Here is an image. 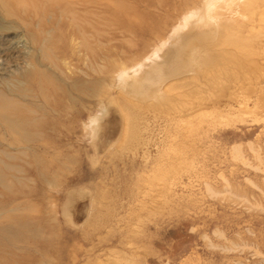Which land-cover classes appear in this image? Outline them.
I'll use <instances>...</instances> for the list:
<instances>
[{
  "label": "rangeland",
  "instance_id": "1",
  "mask_svg": "<svg viewBox=\"0 0 264 264\" xmlns=\"http://www.w3.org/2000/svg\"><path fill=\"white\" fill-rule=\"evenodd\" d=\"M202 1L0 0V264H264V24L214 55L241 76L120 107Z\"/></svg>",
  "mask_w": 264,
  "mask_h": 264
},
{
  "label": "bare ground",
  "instance_id": "2",
  "mask_svg": "<svg viewBox=\"0 0 264 264\" xmlns=\"http://www.w3.org/2000/svg\"><path fill=\"white\" fill-rule=\"evenodd\" d=\"M202 2H203L202 3L203 5H202L201 9L196 8V9H193L186 14L185 19L183 21V25L176 28L175 34L173 35V38H172V43L165 45L164 48H161L159 50V52L156 51L157 53L155 52L152 55H150L149 58L144 63L140 64L138 67H135L132 69L127 68V69H123V71H121V73L119 74V79H120V84H121V93H123V96L127 99L125 103L120 104L121 110H125V112L129 113L131 108H136V107L137 108H139V107H150L151 108L154 105H156L157 101L158 102L161 101L159 103L160 106H162L164 108L166 107L168 109V107L172 106V104L177 101L175 98L181 94L180 92H181V89H183V88H185V91H186V89H188V91L195 89L194 92L197 90L200 91V89L203 86L205 88L206 81H208L210 79V77H214V76L217 77V75H219V76L220 75H231V76L232 75H240V76L242 75L241 74L243 72V71L241 72L242 67L240 68V66H242V65L236 67L227 61L228 63L223 64V66L222 65L219 66V65H217V61L215 63L214 55H218L219 58H221V57H223V58L228 57L229 58L230 56H231L230 58H232L233 57L232 55H234V57L237 59L236 56H238L243 51L240 49H235V50L232 49L231 50L230 46L231 45H239V44L241 45L243 40H246V39H243L244 38L243 32L249 31V32L253 33V31L256 30L258 27V26L256 27V24H260V26L262 23L264 24V0H262V1H259V0H203ZM261 3H262V5H260ZM224 11L227 13L229 12L228 14L232 13L231 15H233L232 17H234V19L232 21L227 20L226 17L223 16ZM258 13L260 15H259V17H256V15H258ZM234 52L239 53V54L235 55ZM240 55H242V54H240ZM215 58H217V57H215ZM232 59L234 61V58H232ZM242 59H244V57ZM220 61H222V60H220ZM243 74H244V72H243ZM232 77H234V76H232ZM244 77L245 76H243L242 78H244ZM245 78H247V77H245ZM219 79H220V77H219ZM233 79L232 78L230 79V80H232V83H233ZM248 79H249V77L247 78V80ZM247 80H244V81H247ZM241 81H239V76L235 77V87H234L235 89L232 91L231 96L237 95L239 93V92L237 93V91L240 87L239 83ZM248 81H251V79ZM215 84H217V82ZM243 84H245V82ZM248 84H249V82H248ZM248 84H247V86H249ZM217 85L221 89V86H220L221 83H220V85L219 84H217ZM222 85H225V84L222 83ZM252 87L253 86H250V88H252ZM213 89H211V90H213ZM241 89H242V87H241ZM260 89L262 90V88H259V90ZM215 90H213V91L215 92ZM243 90H244V88H243ZM245 90H247V89L245 88ZM242 92L240 91V93H242ZM246 92H245V95H246ZM251 92H252V90H251ZM207 93H209V92H205V94H207ZM220 93H222V92H220ZM254 93H255V91H254ZM200 94L202 95V93H200ZM200 94H199V96H200ZM210 94H211V92H210ZM213 95H214V93H213ZM228 95H230V94H228ZM242 95H244V94H242ZM252 95H253V93H252ZM203 96H205L204 93H203ZM246 96L248 97V94ZM261 96H262V92L260 94H258V97L256 98L253 106H250L246 102H244V103L241 102L240 104L244 105V108L248 109L249 111L253 110L254 108L257 109L260 107L261 102H262ZM181 97L183 98L182 94H181L180 98ZM215 97H217V96H215ZM219 97H217V98H219ZM238 97L241 98V95ZM177 98L180 99L179 97H177ZM186 98H188V97H186ZM201 98H203V97H201ZM232 98H233V96H232ZM233 99H235V98H233ZM235 100H237V99H235ZM249 100H251V98ZM232 101H234V100H232ZM178 102H181V101H178ZM182 102L184 103V101H182ZM205 102H206V100H205ZM226 102H229V101H226ZM176 103H174V104H176ZM190 103H192V102H190ZM177 104H179V103H177ZM181 105H182V103H181ZM186 105L187 104L185 103V105H183V106H186ZM199 105H201V104H199ZM236 105H238V104H236ZM203 106H201V107H203ZM213 107H215V106H213ZM199 108H200V106H199ZM210 108L212 109V107H210ZM215 108H217V107H215ZM239 108H240V105H239ZM154 109H155V107H154ZM217 109H216V111H217ZM200 110L201 109H199V111ZM206 110H208V109H206ZM233 110H234V108H233ZM191 111H190V113H191ZM224 111L225 110H223L222 113H224ZM231 111H232V109H231ZM181 113H180V115H181ZM183 113L185 114V112H183ZM200 114H202V113H200ZM217 114H218V112H217ZM224 114H226V112ZM230 114H231V112L229 113V115L226 114L225 117H227V116L230 117ZM172 115H173V113H172ZM209 115H211V114H209ZM170 116H171V114H170ZM170 116H167V117L170 118ZM177 116H178V113H177ZM185 116H187V115H185ZM194 116H196V115H194ZM189 117H190V115H189ZM225 117H223V118L225 119ZM171 118H172V116H171ZM181 118H183V117H181ZM219 118H220V114H219ZM178 119H179V116H178ZM195 119H198V118H195ZM97 120L98 119L95 118L93 121H97ZM175 120L178 121L177 119H175ZM180 120L182 121L184 119H180ZM180 120L178 121V123H181ZM185 120H187V119H185ZM193 121H195V120H192L191 122H193ZM172 123H173V121H172ZM182 125H183V122H182ZM129 133L134 134L135 129L131 127V122H129V120L125 114L124 126H123L122 132L120 134V138L117 141V143L125 140L130 135ZM123 143H125V142H123ZM171 145H173V144H171ZM169 151L170 152H174V151L178 152V146L175 147V144H174V146L170 147ZM179 153L180 152H178V154ZM0 251H1V248H0Z\"/></svg>",
  "mask_w": 264,
  "mask_h": 264
}]
</instances>
